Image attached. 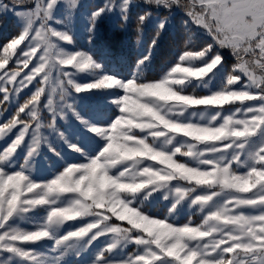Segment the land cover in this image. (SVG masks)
<instances>
[{
  "label": "snow or ice",
  "instance_id": "snow-or-ice-1",
  "mask_svg": "<svg viewBox=\"0 0 264 264\" xmlns=\"http://www.w3.org/2000/svg\"><path fill=\"white\" fill-rule=\"evenodd\" d=\"M60 2L36 0L34 8L20 11L23 0H12L11 5L0 0L4 14L22 20L20 31L0 45V69H5L11 59L9 52L15 53L22 43L26 42L16 57L17 67L27 68L37 49L43 50L37 57L38 65L23 78L17 80L20 73L16 70L0 72V103H11L13 96L42 73L41 86L0 124V139L8 138L0 148V253H7L0 264H62L68 250L79 254L100 237H107L106 245L91 264H264V0H200L198 11L193 0L185 6L186 14L211 35L213 43L198 51L179 53L172 66L151 81L143 80L140 69L150 60L167 16L161 17L146 54L137 60V70L125 79L105 73L87 52H69L59 46L57 40L73 41L68 30L49 24L62 23L55 15ZM145 3L169 11L173 5L182 6L180 0ZM78 4L79 0H66L69 12ZM131 6L132 0H104L89 14L90 34L100 19L117 10L126 24ZM151 15V11H145L137 16L138 38ZM215 45L232 49L238 63L225 70L213 90L210 85L224 66ZM244 56L251 58L246 60ZM61 65L89 71L94 74V82L76 83L72 73ZM53 71L67 77L75 93L116 90L105 91L113 97L110 103L117 110L107 123H92L76 111L73 103H67L70 93L63 81H59V110L51 95L44 105L52 115L48 127L83 162L60 157L40 131V97ZM189 86L209 91L202 96L185 94ZM51 91L55 93L57 87ZM237 102L234 111L224 113V105ZM197 106L204 109L190 111ZM65 108L103 141L94 154L69 141L56 128L57 116L65 118ZM42 144L64 163L51 179L39 182L33 178L30 165ZM22 148L26 153L18 166V150ZM177 154L190 158L194 166L177 161ZM239 168L245 171L238 174ZM157 196L169 201L164 218L138 210L139 204ZM185 201L207 213L201 225L175 226L169 222ZM38 210L44 214L33 220L30 214ZM108 213L127 221L130 227L109 223ZM78 217L92 219L61 235L65 223ZM18 220H31L32 228L18 226ZM45 238L53 242L57 254L50 257L24 246ZM129 244H135L137 250L125 256L123 250Z\"/></svg>",
  "mask_w": 264,
  "mask_h": 264
},
{
  "label": "rangeland",
  "instance_id": "rangeland-1",
  "mask_svg": "<svg viewBox=\"0 0 264 264\" xmlns=\"http://www.w3.org/2000/svg\"><path fill=\"white\" fill-rule=\"evenodd\" d=\"M4 3L11 5L12 0H3ZM196 3L200 4V0H195ZM207 2V0H205ZM36 0H23V3L18 6V10L20 11H27L28 9L35 7ZM104 3V0H79L78 7L69 12L67 6H66V0H61L60 4L57 7L56 10V18L62 23H55L50 21L49 24L52 27L57 28L58 30H68L69 34L73 36L72 43H68L65 41H56L59 46L66 51L69 52H75V51H82L87 52L89 55L93 57V59L102 65V69L107 74L115 75L119 78H130L132 73L137 70L136 68V61L131 62L132 60L130 57H128V61L126 62H113L106 59L104 56H98L96 57L92 52V46L94 44L90 35L95 34L98 29L101 27L100 22L107 20L111 24H115L119 16V11L108 13L106 14L102 19H100L97 22L95 32L90 34L89 32V14L90 12L95 9L97 6L102 5ZM137 5L136 0H132V6L131 9H135ZM3 20V21H1ZM8 20H13L15 24L21 28L22 26V20L19 17L14 16L11 13L4 14L3 10H0V33L3 29H6L8 26ZM37 27H39V22H37ZM190 26H188L189 28ZM147 28V27H145ZM196 30L193 33L189 34L188 41H193L194 35L197 33L201 34H208L209 37L211 35L202 27L196 25ZM207 37V35H206ZM55 39V38H53ZM145 37H142L140 39V43H143L145 41ZM198 40H201V38H197ZM197 40V42H198ZM26 43V42H25ZM25 43H22L21 45L17 46V50L15 53L9 52L8 55L11 56V59L9 62L5 65V69H0V72H3L5 70H16L20 73V75L17 77V80L23 78L26 74L30 72L35 66L38 65V59L37 57L42 54V49L38 48L36 55L31 57V62L29 63L27 68H24L22 66L17 67L16 63V57L20 54V49L25 47ZM213 43V39L211 37V41H209L208 44ZM207 45V44H206ZM216 51L220 52V54L224 58V66L220 69L218 74L216 75V78L212 81L210 88L213 90L218 87V84L220 81H222L225 70H231L234 65L238 63L236 55L233 53L232 49L230 48H220L218 45H215ZM201 48H194L190 51H198ZM2 52V50H0ZM140 52H147V49L145 50L141 48ZM183 52V51H182ZM258 52V50H257ZM144 54V55H145ZM143 55H141L139 58H141ZM138 58V59H139ZM177 58V57H176ZM175 58V60H176ZM249 56H244V59H250ZM137 59V60H138ZM175 62V61H174ZM174 62L169 63L165 69L161 72H159V75L152 79H145L147 76V71L152 70L153 64H152V55L150 57V60L147 61L143 66H141L140 72L142 73V78L144 81H151V80H158L165 71L169 69L170 66ZM10 65H13L14 68H11ZM187 66V65H182ZM61 68H63L66 72L72 73V79L76 83L80 84H86L94 82V74L90 73L89 71H77L75 68H73L70 65H61ZM98 74V73H96ZM259 70L257 69V75H259ZM42 73H37L34 77L32 83L28 85L27 87L23 88L22 91H20L18 96H13L11 103H0V124H3L6 119L10 117V114L13 111V108L17 106L20 103L21 98H23L27 94H33L35 89L40 85V79H41ZM243 80H246V78L242 77ZM59 81H63V87L67 89V91L70 93L68 97H66L67 103H73L75 109L77 112L80 113V115L87 120L91 121L92 123L99 124V123H107L111 117L112 114H114L117 110L115 109V106L110 103L111 99L113 97L109 92L105 91H116L115 89L112 90H97L93 89L90 91H84L81 93H75L74 88H72L70 85L67 84V77L60 76L56 71H53L51 73L50 81L47 85H44L45 92L42 93L40 97V107H39V119L42 124L41 127V134L47 139V141L52 145L53 148L57 150V152L60 153V157H63L64 159L68 160L69 162H83V158L79 156V154L72 152L68 145L61 140L55 131H53L48 125L52 123V115L51 112L44 107V105L47 102V99L49 95L52 96V99L54 101V106L59 110L61 107L60 104V88H59ZM56 86L57 91L53 93L51 91L52 87ZM12 85H8L9 91H11ZM209 89L205 88H195L192 86H189L185 89V94H195L197 96L207 95ZM122 94V93H121ZM30 97H26V100H29ZM0 100H2V93H0ZM239 106V103L236 104H229L224 105V113L227 114L228 111H234L236 107ZM204 109V106H197L193 109H190V111H202ZM65 118L61 119L59 115L56 119V128L63 132L65 136L68 138L69 141L72 143H78L85 147L86 150L92 152L94 154V151L97 149L98 145H102L103 141H100L99 138L94 137L93 133L88 131L72 114V111L70 109L65 108L64 109ZM198 119V117L196 118ZM16 130H14L15 132ZM137 133H139V130H135ZM5 139H0V148L4 146L6 143ZM28 137H26V140ZM190 139V138H186ZM203 147V145H201ZM26 153V148H22L18 150L17 155V165L22 164L24 162V155ZM54 155L51 151L48 150V147L46 144L41 145L40 153L38 156L35 157V159L31 163L32 168V176L34 179H37L39 182H42L47 179H51L53 174L61 171L63 168V160ZM175 159L179 162H188L190 166H194V163L190 161V158L181 156L177 154ZM235 169V165L233 166ZM244 168L237 169L238 174L244 172ZM173 183H176V181H173ZM199 191V189H198ZM169 204V201H166L162 198V196H157L156 199H149L148 201H145L143 204L138 205V210H143L145 214L153 215L157 218H164L165 215H167V206ZM131 206V205H130ZM246 212H250V209H245ZM43 211L38 210L36 213L30 214L31 218L34 220L40 216H43ZM109 216H111V213H108ZM207 215L206 212H201L196 206H190L187 201L183 202L181 206L178 207L177 212L169 218V222L173 223L175 226H183L184 224H189L191 227L199 226L203 223V219ZM92 217H78L76 220L68 221L65 223V225L60 229V234L63 235L69 230H75L78 229L80 226L90 222ZM190 222V223H189ZM109 223L118 224L121 227H130L127 224V221H119L116 219L115 216H111V220ZM17 225L24 228V229H31L32 223L31 220L29 221H17ZM94 231V230H93ZM204 240L210 239V237L203 238ZM107 237H100L97 241H95L90 247L83 248L79 251V254H77L76 250H68V252L62 257V264H91L92 260L96 256L97 252L106 245ZM53 242L51 240H47L46 238L35 242L32 244L24 245L25 247L34 248L38 251L44 252L46 255H49L50 257L52 255H55L57 253L54 252L52 248ZM136 246L135 244H129L124 250L123 255H131L136 252ZM231 255V254H230ZM7 253H0V259L6 258Z\"/></svg>",
  "mask_w": 264,
  "mask_h": 264
},
{
  "label": "trees",
  "instance_id": "trees-1",
  "mask_svg": "<svg viewBox=\"0 0 264 264\" xmlns=\"http://www.w3.org/2000/svg\"><path fill=\"white\" fill-rule=\"evenodd\" d=\"M136 1V8L129 10V19L126 24L121 21L120 17L114 25L107 20L100 22L101 27L95 34L91 35L94 42L92 52L96 57L104 56L113 62H126L128 61V57H130L132 63L137 62V59L145 54V52H140L141 48L148 49L151 38L163 16H167L168 20L165 30L160 34L157 45L152 49L153 68L147 71L145 79L157 77L159 72L163 71L169 63L174 62L175 58L182 51L202 48L211 41V37L207 33H197L194 35L193 41H188L189 34L196 30V24L187 16V7L185 6H190L193 0H180L182 6L173 5L171 11L163 7L156 8L154 5H147L145 0ZM199 6L200 4L196 3L197 11L199 10ZM145 11H151L152 15L143 26L142 34L138 38L136 28L137 16ZM7 23V28L3 29L0 33V45L6 43L7 40L20 31L19 26L13 20H8ZM188 26L190 27L188 28ZM142 37L146 39L143 43H140ZM198 37L201 40H198ZM0 55H3V53L0 52ZM10 67L14 68L13 65H10ZM26 97H31V94H27L21 98L20 103L13 108L10 117L14 115L20 105L25 103ZM21 116L27 119L24 114H21Z\"/></svg>",
  "mask_w": 264,
  "mask_h": 264
}]
</instances>
